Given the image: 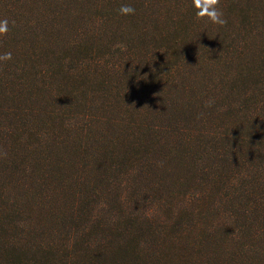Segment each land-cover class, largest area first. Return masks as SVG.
I'll list each match as a JSON object with an SVG mask.
<instances>
[{
    "label": "trees",
    "instance_id": "trees-1",
    "mask_svg": "<svg viewBox=\"0 0 264 264\" xmlns=\"http://www.w3.org/2000/svg\"><path fill=\"white\" fill-rule=\"evenodd\" d=\"M220 10L0 0V264H264V0Z\"/></svg>",
    "mask_w": 264,
    "mask_h": 264
},
{
    "label": "clouds",
    "instance_id": "clouds-1",
    "mask_svg": "<svg viewBox=\"0 0 264 264\" xmlns=\"http://www.w3.org/2000/svg\"><path fill=\"white\" fill-rule=\"evenodd\" d=\"M192 5L196 11L197 20H207L215 25L223 26L226 20L220 10V0H192ZM135 9L129 5H122L120 13L122 15H132ZM8 32V20H0V36H5ZM119 47V46H118ZM12 60V53L6 52L0 55V62H8Z\"/></svg>",
    "mask_w": 264,
    "mask_h": 264
}]
</instances>
